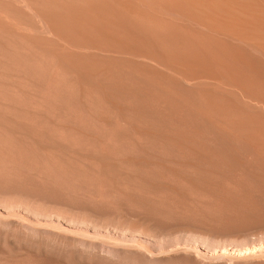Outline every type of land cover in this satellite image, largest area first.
Listing matches in <instances>:
<instances>
[{"label": "bare ground", "instance_id": "6f19581e", "mask_svg": "<svg viewBox=\"0 0 264 264\" xmlns=\"http://www.w3.org/2000/svg\"><path fill=\"white\" fill-rule=\"evenodd\" d=\"M0 264H264V0H0Z\"/></svg>", "mask_w": 264, "mask_h": 264}]
</instances>
